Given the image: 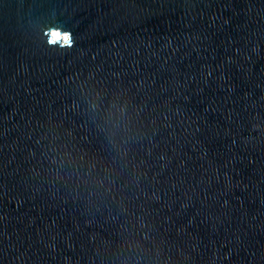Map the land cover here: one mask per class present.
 <instances>
[{
  "label": "water",
  "instance_id": "1",
  "mask_svg": "<svg viewBox=\"0 0 264 264\" xmlns=\"http://www.w3.org/2000/svg\"><path fill=\"white\" fill-rule=\"evenodd\" d=\"M0 264H264V0H0Z\"/></svg>",
  "mask_w": 264,
  "mask_h": 264
}]
</instances>
